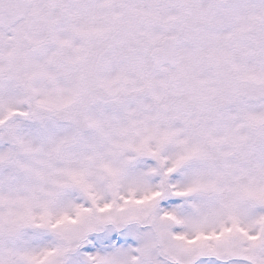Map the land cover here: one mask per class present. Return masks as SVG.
Masks as SVG:
<instances>
[{"label": "snow or ice", "instance_id": "1", "mask_svg": "<svg viewBox=\"0 0 264 264\" xmlns=\"http://www.w3.org/2000/svg\"><path fill=\"white\" fill-rule=\"evenodd\" d=\"M0 264H264V0H0Z\"/></svg>", "mask_w": 264, "mask_h": 264}]
</instances>
